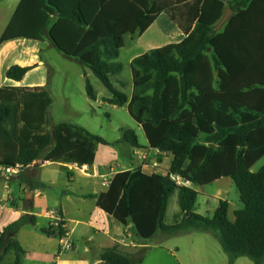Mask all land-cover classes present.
Listing matches in <instances>:
<instances>
[{"label":"trees","instance_id":"obj_1","mask_svg":"<svg viewBox=\"0 0 264 264\" xmlns=\"http://www.w3.org/2000/svg\"><path fill=\"white\" fill-rule=\"evenodd\" d=\"M32 7L47 15L43 27L34 20L10 29L30 38L42 37L57 18L61 23L49 35L65 56L89 69L109 91L106 103L127 106L142 126L148 148L158 150L156 161L171 158L167 175L146 174L141 168L115 174L98 206L123 226L131 223L143 241L192 231L210 232L235 264L248 258L264 264V167L253 165L264 156V0H33ZM234 14L220 31L227 9ZM165 13L186 35L177 44L165 45L137 56L131 62L132 95L119 91L113 79L124 66L118 61L126 36L138 37ZM38 14V13H37ZM7 38V37H6ZM32 70L12 66L4 75L21 81ZM86 92L97 100L85 78ZM125 88L123 82H119ZM53 98L46 88L2 87L0 82V166L23 169L43 159L93 167L104 138L86 128L63 122L49 124ZM121 142L142 145L135 131L123 132ZM22 169V171H23ZM180 175L192 187L177 186L170 176ZM71 176V175H70ZM233 181L242 208L229 217L228 201H220L214 217L196 212L197 187L218 180ZM32 189L42 183L23 180ZM178 194L180 215L166 224L170 199ZM58 214L62 217V212ZM35 215H23L0 234V264L13 252L15 264H23L26 252L18 231L37 227L49 238L68 235L65 222L38 227ZM149 249L136 258L118 247L105 249V264H142Z\"/></svg>","mask_w":264,"mask_h":264},{"label":"crops","instance_id":"obj_2","mask_svg":"<svg viewBox=\"0 0 264 264\" xmlns=\"http://www.w3.org/2000/svg\"><path fill=\"white\" fill-rule=\"evenodd\" d=\"M233 11L231 16L234 14ZM58 23L61 22L57 18H54L53 24L43 35L45 37L42 38V36L37 39L30 38L28 34L20 30L10 33V30L5 29L0 39V82L2 87H24L31 90L48 87L45 79L38 80L35 83H27L24 80L26 76H24L21 81L11 82L5 79L4 75L12 66L16 65L32 68L27 76L33 71L43 68L46 63L42 60L40 53L46 48H55L65 56L64 52L56 45V38L52 39L49 35L51 29ZM185 37L186 35L184 32L173 23L165 13L160 14L151 27L142 35L138 37L126 36L130 42V48L133 51V55L128 61L130 68L132 60L137 56H141L142 54H146L153 49L165 45L180 43ZM127 46L128 44L126 41L125 48H127ZM84 71L85 75L83 79L85 80V78H88L90 80L91 71L89 69ZM132 79L130 80L129 93L124 91L127 86L124 82L125 88H117L116 85L115 87L119 89V91L125 92L131 96L133 91ZM119 82L121 81L117 79L116 83L120 85ZM47 90L53 98L51 90ZM96 95L97 100L91 99V101L95 103L98 102L99 104H105L106 99L110 97L100 98L97 93ZM53 104L54 102L49 112ZM125 107L127 108V106ZM54 125L56 124L49 121V124H46L44 129L47 132H51ZM75 125L80 126L79 124ZM101 146L104 145L99 146L93 167L87 165H70L68 163H51L39 159L29 167L23 169V171L16 176L17 178L9 179L10 177L0 175V182L4 185L5 190H7V192L0 197V205L3 206V209L0 211V234L9 224L26 214L35 215L38 218V227H46L50 223V219L47 215L48 212H58L59 210L62 212V220L65 222V227L68 229V235L64 239L49 238L44 236L37 227L29 225L19 230L18 239L21 247L26 252L23 264H105L100 260L101 252L114 246L118 247L123 253L129 254L134 258H136L137 252L141 249H149L142 264H189L187 260L194 261L199 254L197 245L182 249L178 242L173 241L165 243L167 239L172 237L166 238V236L162 234L157 235L152 241H143L139 238V235L136 233L131 223L126 226L121 225L114 216L102 210L97 204L98 197L108 191V187L103 185L105 178L111 179L115 174L138 168H141L144 173L149 175L154 173L167 175L170 165L166 171L162 169L161 166H163L166 161H170L171 163V158L168 156L164 157L163 162H158V166L155 167L154 162H156L158 150L148 148L147 141V146L142 145L141 148H134L131 146L132 148L127 150L129 159L127 162L121 157L109 156L108 153L104 154L103 159L99 161L100 158H98V153ZM52 165L60 167V172H58L59 177L56 181L48 179L43 175L44 168ZM28 179L38 181L42 183L43 186L32 189L30 183L23 182V180ZM221 180H218L214 184L219 183ZM14 181L19 185L18 195L10 191L11 183H14ZM53 182H55V184ZM176 195L178 197L177 193ZM209 201L208 199L203 203L208 206L210 205ZM197 210L196 203V212ZM168 212L169 204L167 216ZM179 215L180 207L179 210H175L172 213L173 223L177 221ZM194 232L195 231H192L184 235H186V237H194ZM192 239L194 240L195 238ZM155 240L157 241L155 242ZM238 260L236 262H238Z\"/></svg>","mask_w":264,"mask_h":264},{"label":"rangeland","instance_id":"obj_3","mask_svg":"<svg viewBox=\"0 0 264 264\" xmlns=\"http://www.w3.org/2000/svg\"><path fill=\"white\" fill-rule=\"evenodd\" d=\"M32 2L33 0H0V39L5 29L10 30L14 27L18 29V26H22L23 23L27 25L28 19L35 21L33 23L34 30L43 27L44 23H41L42 17L47 14L38 8H36L38 14H35ZM126 41L128 46L118 58V61L124 66V71L121 75L115 76L113 81L117 88L121 87L116 83L117 79L127 84L124 91L129 93L132 71L128 61L133 55V51L130 48V42L127 38ZM40 54L42 60L46 63L45 66L33 71L24 80L27 83H35L42 79L46 80V85L48 84L46 88L51 90L54 99L53 107L49 112L51 123L59 124L61 122H70L71 124H79L94 133V135L107 140L110 144L101 146L98 153L99 161L103 159L106 153L112 157H121L126 162L129 160L127 150H130L132 147L129 143L121 142L123 132L127 130L135 131L140 143L143 146H147V139L141 126L131 117L126 107L112 106L106 102L105 104H99L98 102L91 101V98L87 95L86 83L83 79L85 71L78 63L68 59L55 48H46ZM90 73V82L100 98L110 96L106 87L96 79V76L92 72ZM169 165L170 161H166L161 168L166 171ZM263 167L264 156L253 165L252 171L258 172ZM58 172H60V167L52 165L44 168L43 175L48 179L56 181L59 177ZM14 178L17 177H11L9 179ZM53 183L55 184V182ZM10 191L18 195L19 185L17 182L14 181V183H11ZM196 191L199 192L197 212L201 215L212 218L218 202L226 200L230 205L229 217L234 221V212L242 208L240 194L230 179H222L217 184L197 187ZM6 192L7 190H5L4 185L0 182V197ZM208 199L210 200V205L207 206L203 202ZM177 200L178 197L176 194L170 199L167 216L168 224L173 223V211L179 210ZM193 234H195L193 235L194 237H186L184 234L178 235L167 239L165 243L178 242L182 249L197 245L199 251L198 257L194 261L185 259L189 264H229L227 254L224 253L221 244L210 232L195 231ZM192 238L195 239L193 240ZM140 251L137 252V255ZM3 264H15V254L10 253ZM236 264H254V262L244 257L240 258Z\"/></svg>","mask_w":264,"mask_h":264},{"label":"built area","instance_id":"obj_4","mask_svg":"<svg viewBox=\"0 0 264 264\" xmlns=\"http://www.w3.org/2000/svg\"><path fill=\"white\" fill-rule=\"evenodd\" d=\"M158 153V152H157ZM154 166L157 167L158 166V162H154ZM22 166L17 165V166H12V167H1L0 166V175H3L5 177H16L20 174V172L22 171ZM170 179L176 183L177 186L183 187V186H187L188 188L192 187L191 182H189L187 179H184L183 177H181L180 175H172L170 176ZM111 182V179L109 178H105L103 185L106 187H109ZM3 209V206L0 205V211ZM48 217H49V222L51 225L57 226L59 221L62 220V217L58 214V212L56 211H49L48 212Z\"/></svg>","mask_w":264,"mask_h":264},{"label":"water","instance_id":"obj_5","mask_svg":"<svg viewBox=\"0 0 264 264\" xmlns=\"http://www.w3.org/2000/svg\"><path fill=\"white\" fill-rule=\"evenodd\" d=\"M232 11H233L232 9H227L225 11V14H224L220 24L218 25L217 30H220L222 28V26L229 20L231 14H232Z\"/></svg>","mask_w":264,"mask_h":264}]
</instances>
